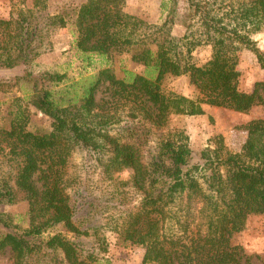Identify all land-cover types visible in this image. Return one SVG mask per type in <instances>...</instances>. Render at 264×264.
I'll return each mask as SVG.
<instances>
[{
  "label": "trees",
  "instance_id": "16d2710c",
  "mask_svg": "<svg viewBox=\"0 0 264 264\" xmlns=\"http://www.w3.org/2000/svg\"><path fill=\"white\" fill-rule=\"evenodd\" d=\"M45 1L33 0V7ZM171 1L184 3L187 32L196 28L197 37L189 33L176 40L172 16L160 26L148 25L124 11L126 0H83L71 3L68 12L63 6L60 13L45 16L49 30L73 27L74 48L84 62L128 53L143 72L123 70L116 77L104 68L70 83L54 72L26 75L32 84L28 106L51 125L49 131H29L27 107L19 106L0 128V154L16 171L12 185L0 180V206L13 204L18 193L27 206L28 227L22 231L10 215L0 214V228L11 229L0 236V256L9 251V264H50L59 258L62 264H92V255L82 257L63 234L43 238L57 226L75 237L85 234L73 221L77 183L67 175L76 149L92 156L102 183L130 174L129 184L141 198L116 229L123 242L144 247L141 264L240 263L242 250L232 237L249 216L264 215V120L243 126L246 140L239 153L216 137L214 149L196 154L184 131L168 124L174 115H203V106L237 113L264 108V82L242 92L233 54L244 48L264 68V53L252 38L264 29V0ZM30 13L19 10L15 19H0L5 69L37 57ZM203 44L211 47L210 58L202 65L190 62L192 50ZM167 76H184L191 96L164 92ZM150 142L152 151H147Z\"/></svg>",
  "mask_w": 264,
  "mask_h": 264
},
{
  "label": "rangeland",
  "instance_id": "374dc122",
  "mask_svg": "<svg viewBox=\"0 0 264 264\" xmlns=\"http://www.w3.org/2000/svg\"><path fill=\"white\" fill-rule=\"evenodd\" d=\"M83 0H46L45 6L34 8L33 0H0V19H15L19 10L30 13V26H36V36L32 47L38 52L37 57L26 66L20 65L13 69H5L0 65V128L8 124V113L12 115L20 106L27 107V129L29 131H49L50 119L32 107L28 106L31 93V77L40 76L44 72H54L65 76V82L77 81L80 77L90 76L97 71L108 68L116 77L122 76L123 70L141 74L143 67L131 60V54H113L107 59L92 57L84 62L74 48V30L72 26L62 29H47L45 16L55 15L64 10L68 12L71 3ZM124 11L137 17L148 25L160 26L167 18H174L171 35L181 40L185 35L194 33L196 28L187 32V9L183 2L173 4L171 0H126ZM28 15V14H27ZM191 23L190 25H193ZM197 30V29H196ZM259 34H262L259 37ZM258 39L257 46L264 53V29L253 35ZM259 42H261L259 46ZM182 43V46H181ZM179 48L185 51L183 42ZM263 46V48H262ZM212 54L209 45H199L192 50L189 61L202 65ZM233 54L238 59L237 72L239 89L249 93L256 82H264V69L260 68L256 56L250 51L238 47ZM162 89L166 93H175L189 97L191 87L184 76H167ZM101 95H98L99 98ZM264 120V108H252L247 113H237L231 110L212 107L200 116L174 115L169 119L168 128H178L188 136L191 150L198 154L201 150L214 149L215 138L221 137L226 149L239 153L246 140L243 126L251 120ZM153 143L147 145L146 150L152 151ZM4 154H0V180L5 179L12 185L15 170L11 167ZM13 166V165H12ZM93 158L87 151L76 149L70 159L67 175L73 176L77 183V191L72 196V203L76 205L74 224L81 233L75 237L67 233L63 227L57 226L46 234L61 233L77 245L82 257L92 255V264H141L144 247L129 242H123L118 237L116 225L127 212L136 207L140 201V194L129 184L130 174L122 172L114 175L112 182H100L93 168ZM122 183V184H121ZM125 183V185H123ZM18 193L11 205L0 206V214L12 217V225L22 231L28 227L26 219L27 206ZM240 211V209H237ZM11 229H9L10 231ZM8 230L0 228V236ZM233 245L240 246L242 259L239 264H264V215L249 216L245 228L235 234L231 240ZM10 253L6 251L0 256V264H9ZM51 256L44 259L49 263ZM60 258L50 264H62Z\"/></svg>",
  "mask_w": 264,
  "mask_h": 264
},
{
  "label": "crops",
  "instance_id": "0c3cea01",
  "mask_svg": "<svg viewBox=\"0 0 264 264\" xmlns=\"http://www.w3.org/2000/svg\"><path fill=\"white\" fill-rule=\"evenodd\" d=\"M262 34H259V37L261 36ZM256 41L258 42V39L256 38ZM262 42V44H264V41L262 40L261 41ZM261 42H259V46H260V44H261ZM262 48H263V46H262ZM264 69V68H263ZM255 84V83H254ZM254 86V85H253ZM212 107H210V106H203V110H204V112L206 113L207 112V110L209 109H211Z\"/></svg>",
  "mask_w": 264,
  "mask_h": 264
}]
</instances>
